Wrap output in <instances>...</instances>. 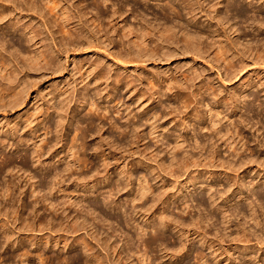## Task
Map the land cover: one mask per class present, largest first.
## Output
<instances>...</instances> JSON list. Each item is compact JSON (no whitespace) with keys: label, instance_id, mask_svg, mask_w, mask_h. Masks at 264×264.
I'll list each match as a JSON object with an SVG mask.
<instances>
[{"label":"rangeland","instance_id":"1","mask_svg":"<svg viewBox=\"0 0 264 264\" xmlns=\"http://www.w3.org/2000/svg\"><path fill=\"white\" fill-rule=\"evenodd\" d=\"M32 1L0 0V12L4 11L6 14L0 21V28L6 32L5 49L2 50L0 46V52H3L5 56L11 55L9 62L12 61V65L17 68L21 87L27 84L30 86L18 105L0 107V164L6 156L14 159L8 158L12 161V165L15 164L0 171V264H76L73 258L80 254L85 259V255L89 253L106 259V264H118L115 262L116 255L111 249L113 245H119L124 250V256H130L134 264H151L152 262L155 264H264V256L260 251L252 250V255L257 256L259 262L253 261L249 259L251 254H248V250L244 247L246 244L232 240L237 235L238 226L245 227L249 233L259 235L263 234L264 230V199L260 197V194L264 192V183L260 182V177L257 176L262 168L253 162L257 159L264 160V90L262 87L250 88L249 83L241 87L252 77L259 75L264 77V65L254 63V56L247 54L243 58V63L236 66V70L233 69L235 72L228 71L223 65L212 63V56L207 54H203L201 58H197L193 52L181 55L183 47L179 51L176 50L177 55L170 59L165 60L163 54L159 52L154 60H148L142 64H127L126 67L108 56V52L112 51L114 54L115 52L126 54L129 48L133 52L137 51L136 47L130 43L133 38L121 36L123 32H119L118 26L112 28L111 20H107L114 7L113 2H117V6L125 12V22L138 27L139 19L135 17L136 15L144 16L147 21L149 20L148 22H153V25L162 23L164 18L172 22L187 20L189 24L191 15L186 14L189 9L184 11L186 12L184 17V14L180 17L171 6H166L168 1L176 4L175 6L181 4L185 6V0H108L106 5L103 0H100L103 4L100 3L99 7L94 0H62L63 7L69 9L71 13V27L75 25V28H71L70 31L73 38L79 31V33L83 32L87 39L85 44H95L99 50L70 43L68 34L61 32L55 25L56 16L48 10L45 2L40 0L37 2V7L36 4H32ZM191 3L196 10L195 16L200 23L198 24L200 29H203L202 26L206 29L212 26L218 33L225 36L224 42L228 46L233 47L230 44L234 42L235 54L246 46L255 47L262 44L264 46V29L258 31V25L254 23L257 21L264 23L263 0H191ZM236 7L242 9L243 19L237 13ZM98 8L104 13L101 16L98 14L101 17V23L104 22L100 25L98 21L95 23L92 21L95 19L94 12L100 11ZM217 13L226 17L238 31L233 33L228 29ZM80 14L83 16L79 20ZM105 15L109 17L106 18ZM108 21L112 25L108 24ZM172 22L171 24H174ZM9 24L17 25V27L6 31V26ZM23 24L40 31L41 38L39 37L36 41L37 43L40 41L39 48H50L55 54V64L59 65L57 72L54 73L53 70L35 72L22 62L20 55L15 51V47L20 49L21 47L15 44L19 41ZM193 24L190 23L191 26L188 27L191 32L195 30ZM81 27L83 31L80 30ZM74 31L77 33L74 34ZM239 32L241 44L238 45L235 39ZM212 40L210 38L209 42L214 41ZM170 48L173 49V46ZM165 50L170 53L169 49ZM81 60L102 61L101 67L109 71L111 76L107 83L109 91L115 72L123 75L130 74L135 78L140 91L150 90L152 79L168 86V83L173 82V77L178 76L180 71H188L192 76L194 75L195 80L189 85L183 84L182 78L176 76L177 82H173L172 89L166 91L161 103L152 105L142 117L138 116L139 110L135 99L130 98V93L123 87L117 89L119 91L117 105L115 98L104 99L101 102L97 100L100 107L98 106L97 110L95 106V108L92 107L91 112L90 104L78 106L80 103L78 89L81 85L78 84L76 68ZM9 62L7 65L10 64ZM208 81L213 82L218 92L229 100L227 105L216 104L208 94L202 100L200 95L192 97ZM1 83L2 80H0ZM34 84L36 86L31 87ZM68 84L73 91L68 110L71 118H68L64 124L63 141L55 145L57 114H52L45 124L40 125L34 132L27 131L25 120L27 116L37 113L39 109L46 110L51 98L47 90L56 86L65 88ZM236 91L241 93L239 101L234 95ZM90 93L92 98L94 93L92 88ZM62 98L55 97L51 104L59 106ZM169 111L172 114L165 117L166 112ZM198 115L201 119L197 117ZM91 119H95L97 123L90 125ZM220 120L221 132L223 134L229 132V136L232 135L230 142L212 129L213 123H218ZM46 124L51 125V131L48 133L45 129ZM16 125L19 126V130L14 134ZM131 126L139 127L138 133L145 135L141 142L132 139ZM85 132L84 139L82 135ZM75 137L77 141L73 143ZM182 138L186 140V143L184 142L185 144L180 147L181 150L178 149V152L174 146H177V141ZM2 139L4 143H1ZM43 140H49L55 146L50 153L41 158V161H38V156L33 152L40 149L39 146L43 144ZM209 140L216 144L218 155L223 160L237 165L241 161L251 160V162L244 164L239 172L226 170L213 164L206 166L205 162H195L188 170L185 167L177 168L176 176L161 169L159 162L161 156L169 164L174 153L178 159L183 158L187 152L195 158L209 155ZM198 145L200 148L196 147ZM235 146L238 151L236 155L233 151ZM25 154L28 155L27 166L21 162V157ZM78 156L81 158L80 162L77 161ZM40 162L42 165L50 163L57 166L61 172L58 175H52L49 183L45 184L46 187L42 186L43 183L40 180L47 170H42ZM147 167L150 169L147 170ZM226 171L231 177L229 181L237 179L238 182L243 183L242 192L239 193L234 188L227 192V182L223 176L220 177V174ZM119 173H122V179L126 177L125 181L120 180L124 183L119 181ZM211 174H214V177L208 178ZM191 177H197L201 182L195 187L188 184L181 197V203L173 199L174 204L171 202L169 205L168 214L177 219H186V222H190L191 218L196 219L195 221L203 218L204 225L208 224V228H205V231L208 230V238L215 240L216 246L222 249L231 244L238 246L239 251H233L229 261L215 258L211 250L202 246L194 236L178 240L176 231L172 229L164 231L165 238L167 237L166 242L169 248L176 247L178 251L184 245L185 250L183 249L179 254L183 253L184 256L177 261L175 259L177 257L170 258L171 254H169L162 260V256L165 255L162 247L157 243H150L155 239L153 229L148 228L145 221L134 214L133 209L144 206L143 203L146 200L148 204L151 203L155 196L159 185H156L154 178H158L159 182L161 180L171 183V187L175 189H181L182 184ZM149 184L151 186L145 198L137 200L141 186ZM37 186L44 188L48 194L45 191H36L35 196L30 198L31 190L36 189ZM21 191H25V195L21 194ZM220 195L228 197L227 199L218 198ZM15 210L19 213H14ZM74 217L80 221V226L77 228L80 230L76 232L66 229V224H73ZM39 218L43 219V226L40 225ZM20 219L24 220L23 223L27 224V227L24 224L21 225ZM52 219L55 223L63 222L62 227L57 225L53 228L52 223H49ZM84 220L92 225L88 224L84 227L82 225ZM142 228L145 230L141 237L139 233ZM216 233L225 236L223 242L218 241ZM251 238L253 245L256 240L254 237ZM79 240H82V243L79 244ZM83 241L87 242L89 247L91 246L86 249V253ZM120 264L124 263L120 261Z\"/></svg>","mask_w":264,"mask_h":264},{"label":"bare ground","instance_id":"2","mask_svg":"<svg viewBox=\"0 0 264 264\" xmlns=\"http://www.w3.org/2000/svg\"><path fill=\"white\" fill-rule=\"evenodd\" d=\"M101 1L100 0H94V2L97 5V7H99L98 5H100V3H102ZM107 1L108 0H103V2H105V5H106ZM109 1H111V0H109ZM185 1H187V3ZM185 1H184V3L186 4V5L184 4L185 6H183L182 4L179 5V6H175L176 4H172L171 1H168V3H166V6L167 5L171 6V8L175 12H177V15H179L180 17L184 13H186L184 11L189 9V11L186 14L187 15H189V14L191 15V16H189L190 20L189 19L188 20H189L190 23H194L193 25L195 26V30H193V32H191V30L188 28L190 23L188 24V21L185 18L184 19L187 22L183 18L182 19L185 22H181L182 20L181 21L176 20L177 22L176 21L172 22V21H169L167 18H164L163 19L164 21L162 23H159V24H155L154 23L155 25H153L152 24L153 22L152 23L148 22L149 20L147 21L146 20L147 18H145L144 16L143 17H139L138 15H136L135 17L139 19V26L137 27L135 25L136 27H133L132 26L133 24L132 25H128L125 22V18H124L125 12L119 6H117L118 5V4H116L117 2L116 3L113 2V6L114 7H113V10L111 11V13H109L110 17L108 15L107 16L105 15V16H106V18L109 17L107 20H111L110 22H112V24H113L112 28L114 26L115 27L118 26L119 32L120 31L123 32V34L121 33V36H124V38H129V37L133 38L132 41H130L131 39H129V41H130L131 45H134L136 47L137 51L133 52L129 48L127 50L126 54H123V53L121 54L119 52L118 53L115 52V54H114V53H112L113 52L112 51V52H108V56L112 57L118 64L120 63L123 66H125L127 64L128 65L129 64H135V63L136 64L137 63L142 64L145 61L154 60L155 55L159 54V52H161V54H163V57H164L165 60L170 59V57H174V55H177L176 54V50L179 51V50L182 49L181 47H183V52H182L181 55H184V53L186 54V53H189V52H193V53H195L194 55H196L197 58H201L203 56V54H207L208 56H212V63L223 65L225 67V69L228 70V71H233V69L236 70L235 67L243 63V58L247 54L249 56H252V57L254 56V59H253L254 63H259V65L260 64L264 65V46H263V44L262 45H256L255 47L246 46L240 52H237L235 54L234 53V49H233V47H235L234 46V42H232L230 44L233 47L228 46L224 42V40H225L224 37L225 36L220 34V33H218V31L216 29L212 28V26H209L207 29L204 28V26H202L203 29H200V27L198 26V24L200 25V23L197 20V17L195 16L196 10H195V8L193 6V3H191V0L190 1L189 0H185ZM9 2H11V1H9ZM37 2H40V0H33L32 4L34 3L38 7ZM41 2H45V6L48 8V10L56 16L55 17L56 18L55 19V25H57L59 27L61 32H64V33L68 34L69 39H71L70 43H75V45L78 44L80 46H82V45L85 46L86 45L85 43H86L87 39L84 36L83 32L79 33L80 32L79 31L77 33V32L74 31L75 32L74 34H76V33L77 34L73 38V34L70 32L71 28H72L71 27V25H72V19L71 18L72 17L70 16L71 13H70L69 9L63 7L62 0H44V1L41 0ZM43 6H44V4H43ZM102 7L103 6H101V8ZM238 7H240V6H238ZM238 7H236L235 9L237 10V13L243 19V17H244L243 11H242L241 8H238ZM99 9L100 8H98V10ZM26 10H28V9H26ZM58 10H60V12H58ZM84 11H85V9H84ZM102 11H101V9H100V11H96V13L93 11L94 14H95V19L94 20L92 19V21L94 23L97 22V21H98L99 25L104 23V22L101 23L102 20H101L100 16L104 15V13ZM98 14H100V16ZM186 14H184L183 17ZM5 15L6 14H5L4 11L0 12V21H2L5 18ZM82 16L83 15H81V17H79L78 19L79 20H80V18L82 19ZM105 16H103V17H105ZM217 16L222 18L223 24L228 26V29L233 31V33L238 31V30L234 29V26H232L229 23V20L226 17L220 16V15H218V13H217ZM104 21H105V19H104ZM244 21H246V20H244ZM171 22L174 23V24H171ZM254 23L258 25V27H259L258 31L264 29V23L263 22L257 21V22H254ZM108 24H111V23H109V21H108ZM82 25H83V23H82ZM16 27H17V25L9 24L8 26H6V31H9L8 29H12V28H16ZM73 28H75V25H74ZM36 29H34L30 25H28V26L24 25L23 26L22 31L20 33L21 34L20 38L18 39L19 41L17 42L18 44L17 43L15 44V45H19V47H21V49L18 48V47H15L16 48L15 51L18 52V54L20 55L22 62L24 64H26L27 66H29V68L31 70H33L35 72L36 71H40V70H43V71H46V72L47 71L51 72V70H53L54 73H55V72L58 71V68H59V65L55 64L56 56L51 51L50 48H43V49L39 48L40 41H39V43H37L36 40L41 36V33H40V31H38ZM89 29H87V30H89ZM2 30L3 29L0 28V46H1L2 50H3V48L5 49V43H6L5 42L6 41V39H5V33L6 32L2 31ZM80 30L83 31L82 27L80 28ZM84 30H85V28H84ZM103 31H104V29H103ZM88 33H90V32H88ZM106 36H107V34H106ZM240 37H241V33L239 32L238 37L235 39L236 40L235 43L238 44V45L241 44ZM210 38H212L214 41L212 40L213 42H209ZM86 46H87V48H96V49L98 48V50H99V47L97 45H95V44L88 43ZM170 46H173L174 50L172 48H170ZM166 48L170 50V53H168V51L165 50ZM107 50H105V53H106ZM10 56L11 55H8V56L6 55L5 56V55H3V52H0V76H1L0 80H2V83L0 84V107L18 105L21 102V100H22V98L24 96V92L30 87L29 84H27V83H26L27 85L21 87V83H20V81H18L17 68L14 67V65H12V63H11L12 61L9 62L10 58H11ZM8 62L11 65L10 64L7 65ZM208 62H209V60H208ZM212 63H211V65H212ZM102 65H103L102 61L81 60L79 62V64H78V67L76 68L77 69L76 70V72H77L76 74L78 75L77 79L79 80L78 84L81 85V87L78 89L79 90L78 99L80 100V103L78 104V106L82 107L86 103L90 104L91 105V112H92V107H94V106L96 107L95 110L98 109V106H99L100 103L98 104L97 100H100V102H101V100L104 101V99H113V98H115L116 99L115 100L116 101V105H117L118 104L117 100H119V97H118L119 96L118 95L119 91H117V89L123 87V88H126L128 90V92L130 93V98L135 99V101L137 103V106H138V110H139L138 116L142 117V115L144 113L148 112L149 108L152 105H156L158 103L160 104L162 97L166 94V91L167 90L169 91V90L172 89L173 82H177V81H175L177 75L173 77V79H174V81L172 80L173 82L168 83V86H164V84L161 81L156 82V80L153 81V79H152L150 81V84H151L150 90L149 89L148 90L144 89V90L140 91L139 88L137 87L135 78L131 77L130 74L123 75L122 73H116L115 72V75L111 79V90L109 91L108 90L109 86L107 85V83H108V80L111 78V76H110L109 71L107 72L105 69H103L101 67ZM144 65H142V66H144ZM242 69H243V67H242ZM233 72H235V71H233ZM178 76L180 78H182L183 84H188L189 85V83L191 81L195 80L194 77H193L194 75L192 76V74L189 73L188 71H183V72L180 71ZM255 80H257V81H255ZM4 82L6 83V85H5ZM248 83H249V87L250 88L262 87V89L264 90V77L261 76V75L248 79L247 81H245L242 84L241 87H245L246 84H248ZM35 86H36V84L32 85L31 87H35ZM91 88L94 90L92 98L90 97ZM47 92L51 96V98L48 101V107L46 108L45 111H43L42 109H39V111L37 113H33V114H30L29 116H27V118L25 120V123L27 124L26 125V129H27V131L34 132V130L36 128H38L40 125L45 124L47 119H49V117L52 114H57L58 119H57V123H56V126H55L56 127V129H55V131H56V134H55L56 135L55 136L56 144L55 145H58V144H60L63 141V138H64L63 137L64 124H65V122L67 121L68 118H71L70 117L71 113L68 114L69 113L68 110L70 109L69 108V103H70L71 97L73 95V91L71 90V87L68 84V86H66L65 88L64 87H57V86L53 87V88L51 87L49 90H47ZM206 94L211 96L212 99L216 102V104L227 105L229 103V100L224 98L222 96V94L220 92H218V88L211 81H208L203 86H201L199 92L194 94V96H192V97H197L198 95H200V98L202 100V99H204V96ZM234 95H235L237 101H239L241 99L240 98L241 97V93H239L238 91H236L234 93ZM55 97H63L59 101V104H58L59 106L51 104V101H53V99ZM120 100H121V97H120ZM162 106H163V103H162ZM95 110L93 109V111H95ZM171 114H172V112H170V111L168 113L166 112L165 117H167V115H171ZM148 116L149 115H147V117ZM153 116L155 117V115H153ZM162 117L164 118V116H162ZM197 117L199 119H201V117L199 115ZM92 123L94 124V123H97V122L95 121V119L94 120L91 119L90 120V125H92ZM220 123H221V120L218 123H213L212 129L217 134H219L221 137H225L226 141L230 142V139H232L231 138L232 135L229 136V132L223 134L221 132L220 127H219ZM17 125H19V124H17ZM17 125H16V128H14V134L18 133L17 131L19 130L18 129L19 126H17ZM50 128H51V125L50 124H46L45 129L47 130V133L51 131ZM138 128L132 127L130 133L134 137V138L132 137V139H135L134 141H140L141 142L144 139L143 137L145 135L142 136L140 134V132L138 133ZM82 137L84 139L86 138V132L83 133ZM76 141H77V137H75L73 139V143H75ZM185 141L186 140H184V138H182L181 140H178L177 141V146L176 145L174 146L175 149H177V150L180 149L181 150L180 147L183 146V144L186 143ZM180 142H181V144H180ZM209 142H210V140H209ZM1 143H4L3 139L1 140ZM42 143L43 144H40V146H39L40 149L35 150L33 152L34 155L36 154V156H38V161H41V158H43L45 156V154L50 153L51 150L53 149V147L55 146V145H52L49 140H43ZM196 147L200 148L199 145L196 146ZM232 147H233V145H232ZM46 148H48V149L46 150ZM201 148H202V146H201ZM233 151H234L235 155L238 154L236 146L234 147ZM178 152H179V150H178ZM173 153H174V151H173ZM208 153H209V155H207L205 157H203V155H201L198 158L197 157L195 158L194 156H192L191 154H189L187 152L186 154H184L183 158H181V159H178L176 157L175 153H174V155L172 157V160H171V162L169 164H167L165 159H163V157L161 156L159 158L160 167H161V169L163 168L165 171H167L168 174H170L172 176L173 175L176 176L177 168H181L182 169V168L185 167V168H187L186 170H188V168L191 167L192 164H195V162L196 163L197 162L198 163L205 162L206 166H208L209 164H213V165H215L217 167H222V168H225L226 170L235 171V172L236 171L239 172L244 164H248L249 162H251V160L250 161L248 160V162L241 161V163H239L237 165V164H234L233 162L223 160L218 155L216 144L214 142H210L209 147H208ZM176 154H177V152H176ZM157 157H158V155H157ZM8 158L9 157H7V156H6V158H3V161L0 164V171H3L5 168L10 167L12 165V161L9 160L11 157L9 159ZM21 158H22L21 162L24 164V166L25 165L27 166L28 165V155L25 154V156H23ZM179 158H180V156H179ZM12 160H14V159H12ZM77 161H79V162L81 161V158L79 156L77 158ZM253 162L259 164L260 167L262 168V170L260 172H258L257 176L260 177V182L264 183V160L261 161V160L257 159V160H254ZM13 165L15 166V164H13ZM40 165H42L41 162H40ZM44 169L47 170V172L46 173L44 172V175L42 174L43 177L41 178L42 180H40V182L43 183V185H42L43 187H46L47 185H45V184L49 183V178L52 175H58L61 172L59 171V168L57 166H53L52 164L50 165V163L43 164L42 165V170H44ZM148 169H150V168L147 167V170ZM121 175H122V173H119V177H120L119 181L120 180H122V181L124 180L125 181L126 177H123V179H122ZM150 175H152V173H150ZM221 176H223V179L227 182V186H228L227 192L234 188L235 190H238L239 193H240V191L243 189V183L238 182L237 179L234 180V181H229L231 179V177H230V174L227 173V171L224 174L223 173L220 174V177ZM243 176H245V175H243ZM212 177H214V174H211V175L208 176V178H212ZM155 178H154V180L156 181V185H159V186L157 188V192L155 193V196L151 200V203L148 204V202L146 200L143 203L144 206H142L139 209H133V211L135 212L134 214L139 215L140 218H142V220L145 221V223L147 224L148 228L153 229L152 232H153V236L155 235V239L150 241V243H157V244H159V246L162 247V251H164L165 255H163L161 259L162 260L166 259V257L169 254H171L170 258L177 257L175 259L178 261V260L182 259V257L184 256L183 253L181 255H179L182 252V250L184 249V245H182L183 247L178 251L176 247H173V248L170 247L169 248L168 242H166V238L167 237L165 238L164 231H165V229H172V230L176 231V234L178 235V240L181 241L182 238H184V237L190 238V236H194L201 242L202 246H206V248L211 250V253L214 254L213 256L215 258L219 257V258H221V260H224V261L231 260L232 252L233 251L234 252H238L239 251L238 246H234L235 244L234 245L231 244V245H228L224 249L218 247V245L216 246L215 240L209 239L210 237L208 238V233H207L208 230L205 231V228L208 226V224L204 225L205 223L203 221V218L198 219V221H195L196 219L192 220V218H191L190 222H186V219L185 220L184 219H177V218H174V217H172L171 215L168 214V207H169V205H171V202L173 203L172 200L174 199L177 202L182 201L181 197L183 196L184 189L187 188V185L189 184V186H194L195 187V185L197 183L201 182V181H199L197 177H191V178L187 179L185 183L182 184L181 189H175V188L171 187V185H170L171 183L168 184L167 182L161 181V180L159 182L157 180L159 177L157 179H155ZM237 178H239V176ZM122 181H120V182L124 183ZM150 186H151L150 184L141 186L142 187L140 189L141 192L139 193V197H137V200H143L145 198V196L147 194V190H148V188ZM257 186H259V185H257ZM198 187H200V186H198ZM49 189H50V187H49ZM31 191H32V194L30 193L31 194L30 198L35 196L34 193L36 191L43 192V191H45V189L41 188V187L39 188L37 186L36 189H33ZM262 191H263V189H262ZM25 193H26L25 191H21V194L25 195ZM46 194H48V192H46ZM260 195H261L260 197H262L264 199V192L261 193ZM227 197H228L227 195H220L218 198L227 199ZM185 202H183V203H185ZM38 209H37V211H38ZM14 213H19V211L15 210ZM34 215H36V213ZM16 218H17V216H16ZM68 218H66L67 221H68ZM74 218L72 219L73 220V224L72 225H68L69 223L66 224V229H68V230L71 229V230H74L76 232V230H80V229H77L80 226V223H79L80 221H79L78 218L77 219L76 218L74 219ZM20 221L22 222L21 225L24 224L27 227V224L23 223L24 222L23 219L22 220L20 219ZM38 221H39L40 225L42 224V226H43V219L39 218ZM49 223H52L53 228H56L57 225H59L61 227L63 225V222L60 221V222L55 223L53 219ZM49 223H47V224H49ZM82 223H83L82 224L83 226L84 225H88V224L90 226L92 225L87 220H84ZM29 226H32V225H29ZM144 230L145 229L142 228L140 233H139V235L141 237L144 234ZM192 231H193V233H192ZM261 235H259L257 233H252V232L249 233L248 230L245 227L238 226L237 235L235 237H233L232 240L234 242H236V243L237 242L238 243L241 242V243L246 244L244 247H245L246 250H248V254L249 253L251 254V258H249V259L259 262V260L257 259V256H253L252 255V253H253L252 250L254 251V249H256V251H260L261 255L264 256V230H263V234H261ZM216 237L218 238V241L220 240V242H221L222 240H224L223 238L225 236L222 235V234L216 233ZM251 237H254L255 240H256L253 245L251 244L252 243V238ZM83 242H84L83 243L84 250H85V253H86V249L87 248H91V246L89 247V244L87 242H85V241H83ZM78 243L79 244L82 243V240L81 241L79 240ZM111 249H112V252L116 255V261H115L116 263L120 264V261H121L124 264H134V261L132 260V258L130 256H128V257L124 256V250H122L121 247H119V245H113V247H111ZM26 252H25V254H26ZM24 256H26V255H24ZM83 258L84 257H81L80 254H79V256H77L76 258H73L72 260L76 264L77 263L106 264L105 263L106 259H103V258H101V257H99L97 255L92 254V253H89V254L85 255V259H83ZM109 258H111V257H109ZM0 259H1V255H0ZM151 264H155V262H152Z\"/></svg>","mask_w":264,"mask_h":264}]
</instances>
